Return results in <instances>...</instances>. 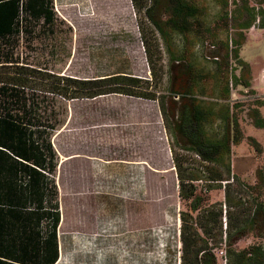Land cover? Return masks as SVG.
<instances>
[{"label":"rangeland","instance_id":"obj_1","mask_svg":"<svg viewBox=\"0 0 264 264\" xmlns=\"http://www.w3.org/2000/svg\"><path fill=\"white\" fill-rule=\"evenodd\" d=\"M53 2L57 16L54 27L43 31L37 26L16 44L14 54L20 57L22 66L82 81L126 75L149 83L148 88H144L156 94V100L111 93L94 99L68 101L59 94L45 92V86L37 77L31 84L32 89L27 92L30 103L41 104L42 117L51 121L50 126L58 125L56 129L64 126L59 134L61 141L56 140L57 132L51 128L49 139H54V148H58L65 159V178L98 180L95 199L98 225L93 234L71 236L77 250L72 252L71 258L121 264H158L172 260L180 241V214L189 212V202L179 197L175 156L187 176L195 174L192 169L200 168V163L193 154L174 146L162 116L160 101L164 102L169 115L179 103L178 98L169 93L168 53L162 38L145 18L144 10L137 9L132 0ZM249 2L255 5V0ZM138 3L152 5L150 0H138ZM191 3L202 11V25L190 34L194 42L190 61L203 73V77L197 78L195 95L216 110L229 106L244 136L241 143L231 147L232 178L238 180H231L230 188L223 182L209 192L203 191L208 197L205 206L221 204L225 230L230 220L228 216L234 224L242 210L233 203L228 205L226 192L229 191L234 203L244 195V210L264 201V129L255 128L250 117L256 108L264 117V30L252 27L245 32L240 58L250 66V87L235 85L234 77L242 74L241 69L235 61L230 66H226L221 57L216 61V54L212 52L219 50V42L225 38L220 7L211 0H191ZM230 8L233 10L234 6ZM156 12L160 22L170 16L165 5L157 7ZM142 26L152 45L156 77L146 57ZM152 38L157 39L161 55ZM181 43V37L175 34L171 43L175 54ZM180 64L183 63L176 62L175 66H182ZM228 78H232L230 94L225 98ZM105 88L111 87L107 84ZM249 137L254 138L262 150L256 151ZM194 184L198 191L205 187L203 181ZM78 189L85 188H75ZM72 199L78 204L90 202V206L94 202L82 195ZM69 212L77 223L92 228L85 209ZM260 232H249L232 248L243 250L264 244V229ZM228 245V241H223L220 246L224 253L222 256L221 250L218 251L220 264L225 263Z\"/></svg>","mask_w":264,"mask_h":264},{"label":"trees","instance_id":"obj_2","mask_svg":"<svg viewBox=\"0 0 264 264\" xmlns=\"http://www.w3.org/2000/svg\"><path fill=\"white\" fill-rule=\"evenodd\" d=\"M150 1H152L150 6L139 5L138 0H132V3L137 9L144 10L145 18L156 28L168 53L169 93L178 98L179 103L169 115L164 102L160 101L166 129L174 146L193 154L200 163V168L192 169L196 173L187 176L175 156L179 197L189 202V212L180 214L179 264H218V251H223L220 247L223 241L230 243L225 251V264H264V244L253 245L243 250L232 248L233 244L245 238L249 232L254 230L260 232L264 229V201L244 210L242 201L245 202L246 197L243 195L234 203V199L228 194L229 191L226 192L228 205L231 206L233 203L242 210L234 224L228 216L230 220L225 230L221 204L205 206L208 197L203 191L209 192L216 184L223 182H227L226 188H230L231 180H238L232 178L231 147L241 143L244 136L238 122L233 119L229 106L226 108L222 106L220 110H216L215 106L195 95L197 78L203 77V73L190 61L194 49L190 34L199 30L197 26L202 25V11L192 4L191 0ZM211 1L220 7L221 28L225 31V38L219 42V50L216 48L212 51L216 54L215 59L218 61L221 57L226 66L235 61L242 71L240 76L234 77L235 85L242 84L249 88L251 70L249 64L240 58V50L245 44L247 30L252 27L264 29V0H255L254 6L249 0ZM53 5V0H0V164L9 163L12 157L15 158L17 151L11 145V141L21 139V136L25 135L22 131L24 127H43L48 132L50 128L57 130L58 125L52 127L51 121L42 117L41 104L29 101L27 92L32 89L31 84L36 81V77L45 86V92L59 94L68 101L94 99L111 93L156 100V94L147 91L149 83L139 78L125 75L82 81L43 74L36 69H30L28 65L22 66L23 64L19 62L20 57L14 54L16 44L21 37L33 33L37 26L43 31L47 27H54L57 16ZM162 5H165L170 13L164 22H160L156 15V8ZM231 6H234L233 10ZM140 28L146 57L152 65V74L156 77L152 45L147 40L145 28L143 26ZM175 34L182 40L177 54L171 47ZM152 39L155 49L161 55L157 39ZM180 61L183 63L180 64L182 66H175V63ZM231 80L232 78H228L225 81V98H229ZM107 84L111 87L109 90L105 88ZM176 89L179 92H175ZM258 105L261 107L263 103L260 102ZM250 117L255 128L264 129V117L258 108ZM248 140L256 151L262 150L254 138L249 137ZM53 156L55 155H52L50 143V163L53 162ZM53 167L55 166L51 169ZM195 181L204 182L205 187L202 191L197 190ZM1 205L3 204L0 203V264H55L58 259L56 218L51 229L37 230L31 227L29 217L24 215L22 210ZM4 205L11 206L9 203ZM6 217L11 218V225L5 224ZM172 257L177 259L176 252Z\"/></svg>","mask_w":264,"mask_h":264},{"label":"crops","instance_id":"obj_3","mask_svg":"<svg viewBox=\"0 0 264 264\" xmlns=\"http://www.w3.org/2000/svg\"><path fill=\"white\" fill-rule=\"evenodd\" d=\"M63 130L64 126L62 125L57 128V141H61L59 134ZM22 131L25 135H22L21 139L16 138L11 141V145L17 151V153L15 152V158L12 157L9 163L0 164V203L3 204L1 206L22 210L24 215L29 217L31 227L37 230L51 229L56 218L58 259L55 264H121L108 260L86 259L80 261L71 258L72 252L77 251L74 239L71 236L93 234L98 225V203L95 200L98 195L96 189L98 180L65 178V171L63 170L65 159H62L58 148H54V139L49 140L48 130L43 127L27 126ZM50 143L52 155H55L52 163L49 160ZM52 166L55 167L51 169ZM76 187H84L85 189L75 190ZM80 195L88 199H94L92 206H90V202L84 205L81 202L78 204V202L73 201L72 197ZM7 203L11 206L4 205ZM73 209H85L87 222L90 223L92 228H88V225L86 227L82 226L71 218L69 211ZM6 223L11 225L12 220L10 217H6ZM177 263V259L172 257V260L169 259L158 264Z\"/></svg>","mask_w":264,"mask_h":264},{"label":"built area","instance_id":"obj_4","mask_svg":"<svg viewBox=\"0 0 264 264\" xmlns=\"http://www.w3.org/2000/svg\"><path fill=\"white\" fill-rule=\"evenodd\" d=\"M197 157V156H196ZM179 236V235H178ZM176 258H177V261H178V263H179V260H180V249H181V242L180 241H178V245L176 246ZM220 253V255H222V256H224V253H223V251H220L219 252ZM225 261V260H224Z\"/></svg>","mask_w":264,"mask_h":264}]
</instances>
